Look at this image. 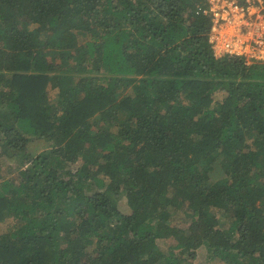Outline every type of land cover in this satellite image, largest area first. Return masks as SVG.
<instances>
[{
	"label": "trees",
	"instance_id": "1",
	"mask_svg": "<svg viewBox=\"0 0 264 264\" xmlns=\"http://www.w3.org/2000/svg\"><path fill=\"white\" fill-rule=\"evenodd\" d=\"M207 6L0 0V264H264V62Z\"/></svg>",
	"mask_w": 264,
	"mask_h": 264
},
{
	"label": "built area",
	"instance_id": "2",
	"mask_svg": "<svg viewBox=\"0 0 264 264\" xmlns=\"http://www.w3.org/2000/svg\"><path fill=\"white\" fill-rule=\"evenodd\" d=\"M208 4L204 12L211 16L209 42L216 55L264 62V0H208ZM241 27L248 29L241 32Z\"/></svg>",
	"mask_w": 264,
	"mask_h": 264
},
{
	"label": "rangeland",
	"instance_id": "3",
	"mask_svg": "<svg viewBox=\"0 0 264 264\" xmlns=\"http://www.w3.org/2000/svg\"><path fill=\"white\" fill-rule=\"evenodd\" d=\"M208 7H209V4H208ZM246 29H248V27H241V32L245 31ZM217 56H220V55H217ZM247 62H249V61H247ZM28 147H29V150L31 152L35 153V152H38L41 148H43L44 144H42L41 142L40 143L34 142V143H29ZM127 197L128 196L123 195V197L120 199V202H121L123 208H128ZM176 214H177V217L183 215L180 211L177 212ZM173 220H175V223L173 222L174 224H178V223H176L177 222L176 216H174ZM167 228L168 229L166 230V232L168 233V232H170L171 228L170 227H167ZM159 243H160V246H162V248L166 249L167 246L172 243V241L170 238H163V239L159 240ZM187 261L189 263H192V264H212V263L208 262V260L206 259V251L204 248H199L196 251V256L194 258H188ZM214 264H216V263H214Z\"/></svg>",
	"mask_w": 264,
	"mask_h": 264
}]
</instances>
